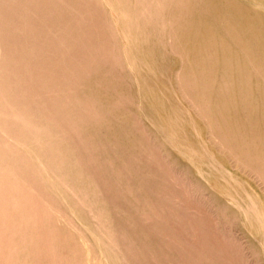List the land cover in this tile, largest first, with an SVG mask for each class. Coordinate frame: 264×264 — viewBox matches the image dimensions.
Returning <instances> with one entry per match:
<instances>
[{"label":"rangeland","instance_id":"rangeland-1","mask_svg":"<svg viewBox=\"0 0 264 264\" xmlns=\"http://www.w3.org/2000/svg\"><path fill=\"white\" fill-rule=\"evenodd\" d=\"M0 264H264V0H0Z\"/></svg>","mask_w":264,"mask_h":264}]
</instances>
